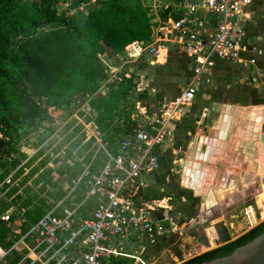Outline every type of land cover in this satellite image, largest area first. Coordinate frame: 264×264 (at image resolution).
<instances>
[{"label":"built area","instance_id":"obj_1","mask_svg":"<svg viewBox=\"0 0 264 264\" xmlns=\"http://www.w3.org/2000/svg\"><path fill=\"white\" fill-rule=\"evenodd\" d=\"M160 1L147 0L153 21L160 22L159 13L170 7L179 10L178 19L155 26L156 37L148 44L132 43L129 56L139 59L144 52L158 57L166 48L161 42L172 43L193 63L192 81L173 100L163 103L157 116L142 114L138 122L134 120L131 134L116 143V155L96 134L94 157L103 153L107 159L99 169L93 166L95 159L84 165L67 195L83 184L82 200L67 207L66 197L37 223L13 228L5 246L0 244V264H148L142 258V240L179 233L181 228L171 216V197L148 192L147 178L160 168L158 150L171 138L167 125L192 104L213 60L256 66L255 58L244 59L243 53L258 51L242 38L250 22L251 0H169L161 10ZM252 81L256 83V78ZM75 102L80 106L85 103L79 96ZM252 212L259 217L258 211L248 206L244 210L246 223ZM10 215L0 219L8 222ZM135 246L141 251L131 253Z\"/></svg>","mask_w":264,"mask_h":264},{"label":"trees","instance_id":"obj_2","mask_svg":"<svg viewBox=\"0 0 264 264\" xmlns=\"http://www.w3.org/2000/svg\"><path fill=\"white\" fill-rule=\"evenodd\" d=\"M94 1L95 6L85 11L80 5H91L92 0H0V158L16 152L14 144L23 132L31 131L39 121L52 122L77 96L94 111L96 118L91 122L97 130H110L114 119H123L122 135L131 134L134 111L129 107L122 115L118 105L136 91V75L119 74L107 84V94L100 87L109 79L106 61L134 42L151 41L154 17L147 0ZM68 2L62 9L61 4ZM73 166L71 185L80 176L83 163ZM80 187L85 189L81 184L69 197L71 188L61 192L47 210L66 197L67 207L79 203L84 194L73 201L70 198ZM34 210L18 223L21 228L26 222L37 223L47 211ZM16 221L14 216L8 222L0 219L2 246L11 230L9 224L15 227ZM263 232L264 221L233 241L224 231V245L181 264H203L228 256ZM214 245L215 241L209 242V247Z\"/></svg>","mask_w":264,"mask_h":264},{"label":"crops","instance_id":"obj_3","mask_svg":"<svg viewBox=\"0 0 264 264\" xmlns=\"http://www.w3.org/2000/svg\"><path fill=\"white\" fill-rule=\"evenodd\" d=\"M165 1L167 4L169 0ZM254 6L255 3H252L251 0L249 11L251 9L253 11ZM179 15V10H173L171 7L166 11L161 10L159 13L160 22L165 23L168 19L176 20ZM160 22L158 21L157 23V20L154 21L155 26H159ZM155 37L156 33H153L152 30L151 40L155 39ZM160 39L164 40L162 34H160ZM246 40L243 39V42L255 48L258 54L249 52L243 53V58L254 57L256 65L262 69L259 64V59L263 51L253 45L249 40ZM161 43L166 45V48L161 51V54L158 57H149L159 59L158 65H163L165 63L164 59L168 57L169 53L177 54L176 56H181L183 58L188 72V79L180 88L181 90L192 81L193 73L191 67H193V63L172 43H167L165 41ZM126 51H130L129 47ZM161 55L164 56L161 57ZM136 60L138 59L132 61ZM258 67L254 66L251 73V69L240 66L236 62L213 60L212 68L203 76V80L198 86V92L192 104L182 113L174 116V119L167 125L168 130H170L171 138L165 146L158 150L160 168L152 179H150L151 184L148 185V192L150 194H166L170 196V204L173 210H183L184 213L190 215L192 226L197 225L199 228V232L197 234L192 233V237L197 238L200 242V246L201 244L209 246V239L210 241L215 240V242L219 240V246H222L226 243V234L224 231H226L228 238L233 241L258 225L247 228L245 220L238 219V212L243 210L242 214L244 215V210L247 206L253 205L254 202L257 211L261 210L264 206V204H262L264 200V191H261L262 193L256 197L259 174L257 171L256 173L253 172L257 164V158L259 159L260 156L258 155L261 125L259 120L264 116V111L251 110V107L264 106V99L257 101L252 91L244 90V87H246L244 85L250 83V78H248L250 74L252 75L251 78H256V83H259L256 86L264 85V79L261 78V74L264 73V70L262 69V72L261 70L256 72V70L259 69ZM237 71L240 73L242 72L243 78L241 80H236ZM256 83H254L253 86H255ZM253 89L252 87V90ZM178 93L176 94V92H173V94H170L167 91L165 92L166 97L153 99L150 96L151 94L144 92L142 94V100L145 101V104L131 115V120L133 122L134 120L138 122L137 120L142 118V114H146L148 117L157 116L160 106L163 103L173 100ZM248 108L250 109L248 110ZM187 121H192L193 126L192 134H190L191 139L189 141V153L187 156L189 162H192V166L190 168L191 171H189L188 182L183 184V177L187 175L183 174V164L186 159L178 161L181 165L178 172H174L162 168V153L163 150L166 149V146L171 147L173 143L175 145V142L181 141L179 139L183 138L184 133L179 132L178 126ZM87 124L89 126L86 127L85 130L91 134L90 138H94L96 134L99 135L97 127L92 122H87ZM90 126L91 128H89ZM190 155H193L194 159L190 158ZM257 166H260L259 162ZM248 168L251 169L248 170ZM205 175L209 177V179L206 180V182L209 183L206 186V190L201 192L198 187L201 189V184L203 185L204 182V179L203 182H201V177ZM177 178L178 180L176 182L175 179ZM215 212L220 214V218L214 219L216 217ZM220 219L224 220L217 222ZM215 221L217 223H215ZM209 223L211 226L207 225ZM212 224H218L217 230ZM227 224L229 227L230 225L238 227L243 224L245 230L243 229L239 234L231 236L227 229ZM213 230L216 231L214 236L211 235ZM182 231L183 230L180 229L177 235H181ZM172 236L173 235L153 239L144 238L142 244L144 245V243H147L148 247L145 245L142 246L141 244L143 260L145 258L147 260L149 255L156 252L159 246L161 247L162 244H164L165 241L161 242L160 240L165 238L170 239ZM212 248H217V246ZM174 253L178 258L182 257L174 264H181L203 252L184 258L181 248L174 250ZM148 262H150L149 264L158 263L154 258H148ZM167 262V264H170L169 262L172 261L168 260Z\"/></svg>","mask_w":264,"mask_h":264},{"label":"rangeland","instance_id":"obj_4","mask_svg":"<svg viewBox=\"0 0 264 264\" xmlns=\"http://www.w3.org/2000/svg\"><path fill=\"white\" fill-rule=\"evenodd\" d=\"M165 2V0H161L158 4L160 10L163 6L162 4H166ZM253 2L255 3L254 10H250V22L248 27L242 32V38L244 40L247 39L246 41L249 40L253 45L263 51L259 59V64L264 70V0H252V3ZM69 4L70 2L61 4V8L65 9ZM90 4L91 5L85 6L80 5V8L88 11L95 6L96 2L92 0ZM129 50L131 51V49ZM130 51L121 53L109 61H106L105 65L107 66L109 79L100 87V92L107 94V84L113 82L119 74L126 72L136 75V91L129 95L126 103H119L118 105V112L122 115L129 107H131V110L135 113L139 108L144 106L145 101L142 100V94L144 92L151 94L150 96L153 99H160L166 97L165 92L167 91L170 94H173V92L177 94L180 88L187 82L188 72L185 67L186 64H184L185 61L181 56L169 53L168 57L164 59L165 63L163 65H158L159 59L150 58L149 55L144 52L138 60L132 61V58L129 56V54H131ZM163 56L164 55H161V57ZM247 67L251 69L250 72L252 73V68L254 66L247 65ZM256 67L258 66L256 65ZM262 69L259 68L256 72L259 70L262 72ZM236 73V80H241L243 78L242 72L240 73L237 71ZM261 75V78L264 79V73ZM251 77L252 75L250 74L248 77L250 78V83L244 85L246 86L244 90L252 91L257 101L264 99V85L256 86L259 84L256 83L255 86H253L254 82ZM75 99L76 97L74 100ZM90 109L87 101L82 106L74 101L68 109L57 115L52 122L48 120L39 121L34 128L30 127L33 128L31 131H29V129L23 132L21 137L14 144V150H16V152L0 158V179H2L0 181V217L7 213L11 214L10 216L12 217L14 216L17 220L15 222V224H17L15 227L9 224L11 230L8 234L12 233L13 228L16 229V227L19 226L18 223H20L22 218L25 219L26 212H34L35 208H41L45 212V210L51 206L54 198H58L61 192H65L74 187L69 181L70 177H72L74 164L82 162L83 167H85L84 165L88 163L86 161L94 149L95 151L91 159H95L93 160V166L96 169H99L107 159L103 153H99L94 157L97 151L95 144L96 139L93 137L90 138L91 134L85 130L86 127L89 126L87 122H91L96 118L94 111L91 112ZM111 124L110 130H98V138L109 143L108 149L113 155H116L114 147H116L117 142L124 138L121 130L123 127V119H114ZM50 127L54 129L50 131ZM178 127L180 130L179 132L184 133L183 138L179 139L181 141L175 142V145L173 143L171 147L166 146V149L163 150L162 153V168L174 172H178L181 165L178 161L186 159L189 153L188 146L191 139L190 134H192V121H187ZM89 128H91V126ZM263 156L264 153L260 155V158H263ZM150 179L152 178H147L149 184H151ZM175 180L177 182L178 178ZM185 183L186 181L183 182V184ZM262 185L260 183L261 191L264 190V185ZM260 193H257L256 197L259 196ZM83 194H85V189L80 187L74 193L72 199L74 200V198L81 197ZM57 201L59 202H57L56 205H59L62 200L58 199ZM43 202H45V204ZM88 206L89 203L86 204V207ZM251 206H255V202ZM242 212L243 210L238 212L239 216H237L239 220H245L243 219L244 215ZM177 214L179 219L175 220ZM171 216L175 224L183 230L182 234L177 235L176 233V235H173L170 239L165 238L160 240L161 242L165 241L164 244H162L161 247L159 246L156 252L149 255V259H156L158 261L157 264H167L168 260H171L172 264H174L179 260L174 253V250L178 248H181L183 258L215 249L204 246L203 244L200 246V242L197 238L192 237V233L197 234L199 228L197 225L192 226L190 215L184 213L183 210H173V215ZM260 218L261 216L259 213L257 222L253 226L264 221V218ZM222 220L224 219H220L217 222ZM217 222L215 221V223ZM227 229L231 236L237 235L233 234V230H231L228 224ZM4 242L6 243V241ZM219 244L220 242L217 240L214 246L220 247L221 245L219 246ZM144 245L148 247L147 243H144ZM144 245L142 244V246ZM134 251L140 252L141 250L135 246L131 250V253ZM148 258L147 260L145 258L144 261L149 264Z\"/></svg>","mask_w":264,"mask_h":264},{"label":"water","instance_id":"obj_5","mask_svg":"<svg viewBox=\"0 0 264 264\" xmlns=\"http://www.w3.org/2000/svg\"><path fill=\"white\" fill-rule=\"evenodd\" d=\"M249 109L250 108H248V110ZM251 109L263 110L264 106L251 107ZM259 143L260 145H264V120L262 121L260 125ZM192 159H194L193 155H192ZM258 162H259V165L262 166V169L260 170V166H257V170H253V172L257 171V173L261 175V178L262 177L264 178V156L263 158H260L259 156ZM188 163H189L188 158H186V160L184 161V166H183V174H185L186 172L185 170L188 167ZM249 169L250 168H248V170ZM258 181L262 183V179ZM260 190L261 189L258 188L257 193H259ZM253 208L256 209L255 206H253ZM215 214H216V217L214 219L220 218L219 213L215 212ZM207 225L211 226L210 223ZM213 226L217 230L218 224H214ZM179 258H182V257H179ZM203 264H264V232L260 234L258 237H256L255 239H253L252 241H250L249 243L235 249L230 255L221 257V258H216L211 261L205 262Z\"/></svg>","mask_w":264,"mask_h":264},{"label":"bare ground","instance_id":"obj_6","mask_svg":"<svg viewBox=\"0 0 264 264\" xmlns=\"http://www.w3.org/2000/svg\"><path fill=\"white\" fill-rule=\"evenodd\" d=\"M252 111H264V109L263 110H261V109H251ZM259 112V113H260ZM259 117H260V115H259ZM264 120V116L262 117V119L261 120H259V123H262V121ZM258 155H261L262 153H264V145H260L259 144V147H258ZM190 158H192V156L190 155L189 156ZM189 161V160H188ZM257 165H258V158H257V164H256V166L254 167V169L253 170H256L257 169ZM183 166H184V164H183ZM191 166H192V162L190 161L189 163H188V167L186 168V172H185V174H187V175H184V177H183V180L184 181H186V182H188V177H189V171H191L190 170V168H191ZM251 169V168H250ZM262 169V166L260 165V170ZM259 170V171H260ZM203 172V171H202ZM255 173H256V171H255ZM259 179L258 180H261V175H259V177H258ZM203 179H204V182H203ZM209 179V177L208 176H202L201 177V182H203V185L201 184V189H200V187H198L199 188V190H201V192H204V190H206V186L208 185V183L209 182H206V180H208ZM186 184V183H185ZM188 184V183H187ZM261 185H262V183H261ZM224 186V185H223ZM258 188H260L261 189V187H260V182L258 183ZM263 186V185H262ZM190 187V186H189ZM226 189V188H225ZM262 191H264V190H262ZM200 192V191H199ZM261 192V190L259 191V193ZM262 193V192H261ZM220 194V193H219ZM220 197V196H219ZM262 204H264V200H263V203ZM262 206V205H261ZM259 213H260V216H261V218H264V206L262 207V209L261 210H259L258 211ZM260 218V219H261ZM257 222V219L255 218V214H254V212H252L251 213V215H250V221H249V223H246V225H247V228L248 227H250V226H253L255 223ZM230 228L233 230V234H238V233H240L243 229H244V226H243V224L242 225H240V226H238V227H234L233 225H230Z\"/></svg>","mask_w":264,"mask_h":264},{"label":"flooded vegetation","instance_id":"obj_7","mask_svg":"<svg viewBox=\"0 0 264 264\" xmlns=\"http://www.w3.org/2000/svg\"><path fill=\"white\" fill-rule=\"evenodd\" d=\"M260 224H261V223H259L258 225H260ZM258 225H257V226H258ZM215 233H216V231H215V230H213V232H212V234H211V235H212V236H214V234H215ZM213 241H215V240H213ZM209 242H211V241H210V239H209Z\"/></svg>","mask_w":264,"mask_h":264}]
</instances>
